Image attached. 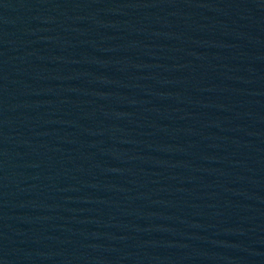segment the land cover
<instances>
[{
    "label": "water",
    "instance_id": "1",
    "mask_svg": "<svg viewBox=\"0 0 264 264\" xmlns=\"http://www.w3.org/2000/svg\"><path fill=\"white\" fill-rule=\"evenodd\" d=\"M0 264H264V0H0Z\"/></svg>",
    "mask_w": 264,
    "mask_h": 264
}]
</instances>
